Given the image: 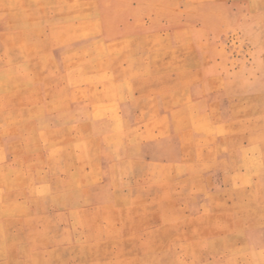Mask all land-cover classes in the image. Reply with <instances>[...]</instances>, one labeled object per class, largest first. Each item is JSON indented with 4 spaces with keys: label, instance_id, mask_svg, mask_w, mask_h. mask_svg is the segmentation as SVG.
<instances>
[{
    "label": "rangeland",
    "instance_id": "1",
    "mask_svg": "<svg viewBox=\"0 0 264 264\" xmlns=\"http://www.w3.org/2000/svg\"><path fill=\"white\" fill-rule=\"evenodd\" d=\"M0 264H264V0H0Z\"/></svg>",
    "mask_w": 264,
    "mask_h": 264
}]
</instances>
